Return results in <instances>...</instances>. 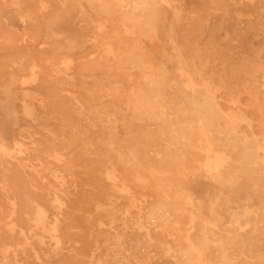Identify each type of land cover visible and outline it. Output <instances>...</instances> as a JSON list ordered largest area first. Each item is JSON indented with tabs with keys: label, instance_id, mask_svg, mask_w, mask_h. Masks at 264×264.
<instances>
[{
	"label": "rangeland",
	"instance_id": "374dc122",
	"mask_svg": "<svg viewBox=\"0 0 264 264\" xmlns=\"http://www.w3.org/2000/svg\"><path fill=\"white\" fill-rule=\"evenodd\" d=\"M214 1L0 0V264H264V0Z\"/></svg>",
	"mask_w": 264,
	"mask_h": 264
},
{
	"label": "bare ground",
	"instance_id": "6f19581e",
	"mask_svg": "<svg viewBox=\"0 0 264 264\" xmlns=\"http://www.w3.org/2000/svg\"><path fill=\"white\" fill-rule=\"evenodd\" d=\"M95 1H97V0H95ZM109 1H110V0H109ZM113 1H114V0H113ZM156 1H157V0H156ZM212 1H214V0H212ZM219 1H220V0H219ZM225 1H226V0H225ZM259 1H260V0H259ZM214 2H216V1H214ZM173 3H174V2H173ZM189 3H190V2H189ZM225 3H226V2H225ZM234 3H235V2H234ZM260 3H261V2H260ZM213 4H214L213 6H215V3H213ZM221 4H222V3H221ZM232 4H233V3H232ZM232 4H231V5H232ZM134 5H137V4H134ZM146 5H147V4H146ZM154 5H155V4H154ZM218 5H219V4H218ZM226 5H228V3H227ZM108 6H109V5H108ZM110 6H111V5H110ZM156 6H157V5H156ZM220 6L223 7V4L220 5ZM134 7H135V6H134ZM136 7H137V6H136ZM136 7H135V8H136ZM216 7H217V6H215L214 9H216ZM222 7H221V8H222ZM154 8H155V7H154ZM154 8H153V9H154ZM202 8H203V7H202ZM223 8H225V7H223ZM228 8H229V7H228ZM228 8H227V9H228ZM252 8H253V6H252ZM130 9H131V8H130ZM208 9H210V8H208ZM217 9H219V8L217 7ZM225 9H226V8H225ZM240 9H241V8H240ZM240 9H239V10H240ZM121 10H122V9H121ZM125 10H126V9H125ZM173 10H174V9H173ZM206 10H207V9L205 8L204 11H206ZM222 10H223V9H222ZM251 10H252V9H251ZM108 11H109V10H108ZM150 11H152V9H150ZM253 11H254V9H253ZM112 12H113V11H112ZM117 12H118V11H117ZM170 12H171V11H170ZM214 12H215V11H214ZM214 12H213V10H212V12H209V13L207 12L205 16H207L208 14L210 15V13H214ZM245 12H246V11H245ZM254 12H255V11H254ZM254 12H253V13H254ZM259 12H260V10H259ZM129 13H130V12H129ZM142 13H143V12H142ZM148 13H149V12H148ZM148 13H147V14H148ZM171 13H172V12H171ZM223 13H225V12H223ZM227 13H228V12H227ZM227 13H226V14H227ZM119 14H121V13H119ZM130 14H131V13H130ZM169 14H170V13H169ZM177 14H178V13H177ZM204 14H205V12H204ZM229 14H230V13H229ZM229 14H228V15H229ZM239 14H240V13H239ZM239 14H238V15H239ZM250 14H251V13H250ZM178 15H179V14H178ZM209 15H208V16H209ZM220 15H222V14H220ZM241 15H242V14H241ZM257 15H259V14H257ZM257 15H256V16H257ZM144 16H145V15H144ZM149 16H150V15H149ZM174 16H175V15H174ZM174 16H173V17H174ZM186 16H187V15H186ZM214 16H215V15H214ZM214 16H213V18H214ZM244 16H245V15H244ZM93 17H94V16H93ZM105 17H106V16H105ZM178 17H179V16H178ZM218 17H219V16H218ZM223 17H225V15H224ZM231 17H232V16H231ZM262 17H263V16H262ZM106 18H107V17H106ZM116 18H117V17H116ZM120 18H122V16H120ZM124 18H125V17H124ZM134 18H135V17H134ZM149 18H150V17H149ZM219 18H220V20H221V17H219ZM229 18H230V16H229ZM173 19H176V18H173ZM201 19H202V18H201ZM222 19H223V18H222ZM226 19H227V18H226ZM226 19H225V21H226ZM261 19H262V18H261ZM121 20H122V19H121ZM215 20H216V18H215ZM223 20H224V19H223ZM223 20H222V21H223ZM227 20H228V19H227ZM231 20H232V19H231ZM258 20H259V19H258ZM262 20H263V19H262ZM64 21H65V20H64ZM108 21H109V20H108ZM178 21H179V20H178ZM123 22H124V21H123ZM200 22H201V21H200ZM218 22H219V21H218ZM241 22H242V21H241ZM259 22H260V21H259ZM196 23H197V22H196ZM220 23H221V22H220ZM224 23H225V22H224ZM224 23H223V24H224ZM227 23H229V22L227 21ZM227 23H225V24H227ZM260 23H261V22H260ZM197 24H199V22H198ZM221 24H222V23H221ZM229 24H230V23H229ZM242 24H243V23H242ZM261 24H262V23H261ZM245 25H246V24H245ZM112 26H113V25H112ZM146 26H147V25H146ZM171 26H172V24H171ZM190 26H191V25H190ZM195 26H196V25H195ZM199 26H200V25H199ZM110 27H111V26H110ZM152 27H153V26H152ZM188 27H189V26H188ZM263 27H264V25H263ZM141 28H142V27H141ZM193 28H194V27H193ZM203 28L206 30L205 27H203ZM131 29H132V28H131ZM142 29H143V28H142ZM210 29H211V28H210ZM193 30H194V29H193ZM205 30H204V31H205ZM208 30H209V28H208ZM233 30H234V29H233ZM253 30H254V29H253ZM113 31H115V30L113 29ZM121 31H122V30H121ZM123 31H124V30H123ZM148 31H149V30H148ZM204 31H203V32H204ZM206 31H207V30H206ZM206 31H205V32H206ZM234 31H235V30H234ZM191 32H192V31H191ZM227 32H229V31H227ZM117 33H118V32H117ZM151 33H152V31H151ZM151 33H149V34H151ZM210 33H211V32H210ZM246 33H247V32H246ZM250 33H251V31H250ZM119 34H120V33H119ZM210 35H211V34H210ZM229 35H230V34H229ZM248 35H249V34H248ZM186 36H187V35H186ZM186 36L184 35V37H186ZM232 36H233V35H232ZM205 37H207V35H206ZM235 37H236V36H235ZM235 37H234V38H235ZM238 37H239V36H238ZM238 37H237V38H238ZM210 38H211V37H210ZM243 38H244V37H243ZM134 39H135V38H134ZM205 40H206V39H205ZM230 40H231V39H230ZM125 41H126V40H125ZM132 41H133V40H132ZM209 41H210V40H209ZM232 41H233V40H232ZM174 42H175V41H174ZM191 42H192V41H191ZM227 42H228V40H227ZM237 42H238V41H237ZM242 42H243V41H242ZM136 43H137V42H136ZM141 43H142V42H141ZM189 43H190V42H189ZM208 43H209V42H208ZM240 43H241V41H240ZM134 44H135V42H134ZM175 44H176V43H175ZM229 44H230V43H229ZM137 45H138V44H137ZM210 45H211V44H210ZM192 46H193V45H192ZM202 46H203V44H202ZM225 47H226V46H225ZM178 48H179V47H178ZM223 48H224V47H223ZM127 49H128V48H127ZM151 49H152V48H151ZM224 49H225V48H224ZM224 49H223V50H224ZM229 49H230V48H229ZM149 50H150V49H149ZM179 50H180V49H179ZM205 50H206V48H205ZM208 50H209V49H208ZM143 51H144V50H143ZM143 51H141V53H142ZM191 51H192V50H191ZM221 51H222V50H221ZM137 52H138V51H137ZM222 52H223V51H222ZM147 53H148V52H147ZM149 53H150V52H149ZM185 53H186V52H185ZM227 53H229V52H227ZM138 54H139V52H138ZM142 54H143V53H142ZM140 55H141V54H140ZM233 55H234V54H233ZM142 56H143V55H142ZM145 56H146V53H145ZM153 56H155V55H153ZM160 56H162V54H161V55L159 54V57H160ZM237 56H238V55H237ZM242 56H244V55H242ZM140 57H141V56H140ZM147 57H148V56H147ZM147 57H146V58H147ZM155 57H156V56H155ZM244 57H245V56H244ZM146 58H145V59H146ZM148 58H149V57H148ZM228 58H229V57H228ZM136 59L138 60V58H136ZM143 59H144V58H143ZM154 59H156V58H154ZM154 59H153V60H154ZM146 60H147V59H146ZM142 61H143V60H142ZM154 61H155V60H154ZM189 61H190V60H189ZM205 61H206V60H205ZM150 62H151V61H150ZM150 62H149V63H150ZM168 62H169V60H168ZM140 63H141V62H140ZM142 63H143V62H142ZM147 63H148V61L146 62L145 65H147ZM163 63H164V62H163ZM166 63H167V61H166ZM185 63H186V62H185ZM206 63H207V62H206ZM138 64H139V63H138ZM204 64H205V63H204ZM93 65H94V64H93ZM229 65H230V64H229ZM129 66H130V65H129ZM141 66H142V65H141ZM153 66H155V65H153ZM159 66H160V64H159ZM239 66H241V65L239 64ZM255 66H256V65H255ZM133 67H134V66H132V64H131V68H133ZM148 67H149V66H148ZM151 67H152V65H151ZM134 68H135V67H134ZM154 68H155V67H154ZM229 68H230V66H229ZM135 69H136V68H135ZM141 69H143V68L141 67ZM147 69H148V68H147ZM155 69H156V68H155ZM155 69H154V70H155ZM137 70H138V69H137ZM261 70H262V69H261ZM261 70H260V72H261ZM93 71H94V70H93ZM110 71H111V70H110ZM151 71H152V70H151ZM155 71H156V70H155ZM230 71H231V70H230ZM112 72H113V71H112ZM160 72H161V71H160ZM251 72H252V71H251ZM117 73H118V71H117ZM119 73H120V72H119ZM149 73H150V72H149ZM156 73H157V72H156ZM152 74H154V73H152ZM160 74H161V73H159V75H160ZM261 74H262V73H261ZM263 74H264V72H263ZM154 75H155V74H154ZM162 75H163V74H162ZM163 76H164V75H163ZM195 76H196V75H195ZM250 76H251V75H250ZM156 77H157V76H156ZM164 78H165V77H164ZM164 78H161V79H164ZM219 79H220V78H219ZM159 80H160V78H159ZM193 80H194V79H193ZM256 81H257V80H256ZM116 82H117V81H116ZM166 82H167V81H166ZM174 82H175V81H174ZM174 82H173V84H174ZM206 82H207V80H206ZM217 82H218V81H217ZM201 83H202V82H201ZM225 83H226V82H225ZM259 83H260V82H259ZM116 84H117V83H116ZM184 84H185V83H184ZM179 85H181V84L179 83ZM182 85H183V84H182ZM176 86H177V85H176ZM262 86H263V84H262ZM182 87H183V86H182ZM257 87H258V86H257ZM260 87H261V86H260ZM183 88H184V87H183ZM231 88H232V87H231ZM233 89H234V88H233ZM261 89H262V88H261ZM244 90H247V89H244ZM173 91H174V90H173ZM181 91H183V90H181ZM253 91H254V90H253ZM258 91H259V90H258ZM261 92H262V91H261ZM115 93H116V92H115ZM191 93H192V92H191ZM262 94H263V93H262ZM184 95H185V94H184ZM191 95H192V94H191ZM182 96H183V95H182ZM207 96H208V95H207ZM210 96H212V95H210ZM106 97H107V96H106ZM108 97H109V96H108ZM255 97H256V96H255ZM260 97H261V96H260ZM183 98H184V97H183ZM186 98H187V97H186ZM189 98H191V97H189ZM125 99H126V98H125ZM186 100H187V99H186ZM216 100H217V99H216ZM111 101H112V100H111ZM117 101H118V100H117ZM148 101H149V100H148ZM148 101H146V102H148ZM192 101H194V100H192ZM126 102H127V101H126ZM180 102H181V101H180ZM180 102H179V103H180ZM189 102H190V101H189ZM260 102H261V101H260ZM121 103H122V102H121ZM123 103H124V102H123ZM185 103L187 104L188 102L185 101ZM194 103H196V102H194ZM201 103H202V102H201ZM196 104H197V103H196ZM261 104H262V102H261ZM128 105H130V104H128ZM132 105H134V104L132 103ZM156 105H157V104H156ZM180 105H181V104H180ZM187 105H189V104H187ZM199 105H200V104H199ZM199 105L197 104V106H199ZM203 105H204V104H203ZM203 105L201 106L202 108H203ZM194 106H196V105H194ZM130 107H131V105H130ZM130 107H129V108H130ZM188 108H189V107H188ZM191 108H192V107H191ZM191 108H190V109H191ZM145 109H146V107H145ZM161 109H163V108H161ZM179 109H180V108H179ZM199 109H200V108H199ZM215 109H216V108H215ZM148 110H149V109H148ZM188 110H189V109H188ZM194 110H195V109H194ZM205 110H206V109H205ZM205 110H203V112H204ZM143 111H144V110H143ZM215 111H216V110H215ZM219 111H220V110H219ZM101 112H102V111H101ZM136 112H137V111H136ZM221 112H223V111H220V114L222 115ZM199 113H200V112H199ZM213 113H214V112H213ZM216 113H217V112H216ZM218 113H219V112H218ZM139 114H140V113H139ZM142 114H143V113H142ZM204 114H205V113H204ZM181 115H182V114H181ZM191 116H192V115H191ZM227 116H228V115H227ZM218 117H219V116H218ZM225 117H226V116H225ZM186 118H187V117H186ZM220 118H221V117H220ZM226 118H227V117H226ZM226 118H224V119H226ZM189 119H190V118H189ZM230 119H231V118H230ZM104 120H105V119H104ZM144 120H145V119H144ZM226 120H227V119H226ZM228 120H229V119H228ZM186 121H187V120H186ZM104 122H105V121H104ZM107 122H108V121H107ZM191 122H192V121H191ZM214 122H215V121H214ZM229 122H230V121H229ZM229 122H228V124H230ZM193 123H194V122H193ZM232 123H233V122H232ZM165 124H166V123H165ZM188 124H189V123H188ZM194 124H197V123H194ZM198 124H200V123H198ZM124 126H125V125H124ZM198 126H199V125H198ZM200 126H201V125H200ZM131 127H132V126H131ZM175 127H177V126H175ZM196 127H197V125H196ZM217 127H218V126H217ZM177 128H178V127H177ZM185 128H186V127H185ZM188 128H189V127H188ZM147 129H148V128H147ZM175 129H176V128H175ZM186 129H187V128H186ZM199 129H200V128H199ZM201 129H202V127H201ZM227 129H228V130H226V131H227V132H231V135H232V136H231V135H230V136L233 137L232 132H234V130L232 129V131H231L229 128H227ZM144 130H145V129H144ZM149 130H150V129H149ZM173 130H174V129H173ZM176 130H178V129H176ZM138 131H139V130H138ZM154 131H155V129H154ZM154 131H153L152 133H155ZM189 131H190V130H189ZM206 131H207V128H206ZM219 131H220V130H219ZM134 132L136 133V131H134ZM141 132H142V131H141ZM143 132H144V131H143ZM147 132H148V131H147ZM147 132H146V133H147ZM170 132H172V131H170ZM191 132H192V131H190L189 133L191 134ZM193 132H195V130H194ZM200 132H201V131H199V133H200ZM207 132H208V131H207ZM212 132L214 133V129L212 130ZM135 133H134V134H135ZM148 133H150V131H149ZM156 133H157V132H156ZM156 133H155V134H156ZM172 133H174V132H172ZM187 133H188V132H187ZM189 133H188V134H189ZM199 133H198V134H199ZM215 133H217V132H215ZM215 133H214V135H218V134H219V133H218V134H215ZM225 133H226V132H225ZM126 134H127V133H126ZM126 134H123V135L126 136ZM155 134H154V135H155ZM190 134H189V135H190ZM201 134H202V133H201ZM234 134H235V133H234ZM140 135H141V133H140ZM164 135H165V134H164ZM166 135H167V134H166ZM183 135H184V134H183ZM183 135H182V133H181V136H183ZM191 135H192V136H195V137H193L194 139L197 138L195 134H191ZM115 136H117V135H115ZM127 136H128V135H127ZM135 136H136V135H135ZM142 136H143V135H142ZM161 136H162V134H161ZM220 136H221V135H220ZM220 136L218 135V137H220ZM223 136H224V135H223ZM234 136H236V135H234ZM238 136H240V133L238 134ZM111 137H112V136H110V138H111ZM138 137L141 138V136H139V134H138ZM162 137H163V136H162ZM184 137H185V139H186V136H185V135H184ZM201 137H202V135H201ZM221 137H222V136H221ZM226 137H227V136H226ZM231 137H230V138H231ZM236 137H237V136H236ZM236 137H235V138H236ZM116 138H117V137H116ZM120 138H121V137H120ZM140 138H138V139H140ZM175 138H176V137H175ZM190 138H191V136H190ZM222 138H223V137H222ZM233 138H234V137H233ZM147 139H148V138H147ZM176 139H177V138H176ZM181 139H182V138H181ZM223 139H224V138H223ZM228 139H229V138H228ZM128 140H129V139H128ZM136 140H137V138H136L135 140H132V141H136ZM142 140H143V139H142ZM198 140H199V139H198ZM218 140H219V139H218ZM236 140H237V138H236ZM121 141H122V140H121ZM140 141H141V139H140ZM175 141H176V140H175ZM189 141H190V140H189ZM204 141H205V140H204ZM219 141H220V140H219ZM226 141H227V139H226ZM228 141H229V140H228ZM238 141H239V139H238ZM244 141H246V138L244 139ZM108 142H109V141H108ZM116 142L119 143V140L116 141ZM123 142H124V141H123ZM123 142H122V143H123ZM127 142H128V141H127ZM130 142H131V141H130ZM196 142H197V140H196ZM198 142H199V141H198ZM232 142H233V141H232ZM114 143H115V142H114ZM117 143H116V144H117ZM133 143H134V142H133ZM133 143H132V144H133ZM137 143H138V140H137ZM186 143H187V141H186ZM199 143H200V142H199ZM222 143H223V141H222ZM244 143H246V142H244ZM104 144H105V143H104ZM106 144H108V143H106ZM119 144H120V143H119ZM179 144H180V143H179ZM188 144H189V143H188ZM203 144H204V142H203ZM207 144H208V143H205L206 146H207ZM224 144H225V143H223L222 145L224 146ZM239 144H240V141H239ZM255 144H256V143H255ZM135 145H136L137 147H139V146H138L139 144L137 145V144L135 143ZM135 145H134V146H135ZM180 145H181V144H180ZM112 146H114V145H112ZM130 146H132V145L130 144L128 147H127V146H126V147L129 148ZM208 146H209V145H208ZM219 146H220V145H219ZM240 146H241V144H240ZM115 147H116V146H115ZM118 147H120V146H118ZM122 147L124 148V144H123ZM241 147H242V146H241ZM256 147H257V144H256ZM131 148H132L133 151H134V148H133V147H131ZM131 148H130V149H131ZM172 148H173V147H172ZM198 148H199V147H198ZM203 148H204V147H203ZM221 148H222V146H221ZM258 148H259V147H258ZM96 149H97V148H96ZM102 149H103V147H102ZM107 149H108V148H107ZM109 149H110V148H109ZM116 149H117V148H116ZM121 149H122V148H121ZM125 149H126V148H124V149H122V150H125ZM188 149H189V148H188ZM200 149H201V148H200ZM209 149H210V147H209ZM223 149H224V148H223ZM122 150L119 149V151H122ZM135 150L137 151L138 149H135ZM197 150H198V149H197ZM247 150H248V149H247ZM97 151H98V149H97ZM111 151H112V147H111ZM125 151H126V150H125ZM127 151H128V150H127ZM133 151H130V152L132 153ZM204 151H205V149L203 150V152H204ZM210 151H211V149H210ZM259 151H261V150L259 149ZM102 152H104V151H102ZM130 152H129V154H130ZM162 152H163V151H162ZM165 152H166V151H164L163 153H165ZM169 152H170V151H169ZM201 152H202V151H201ZM203 152H202V153H203ZM206 152H207V151H206ZM261 152H262V151H261ZM108 153H109V152H107V154H108ZM120 153H121V152H120ZM120 153H119V154H120ZM133 153H134V152H133ZM170 153H174V152H170ZM179 153H180V152H179ZM193 153H194V152H193ZM204 153H205V152H204ZM217 153H218V152H217ZM220 153H222V152H220ZM238 153H239V152H238ZM243 153H244V152H243ZM113 154H114V152H113ZM115 154H118V153L115 152ZM115 154H114V155H115ZM129 154H128V153H125V155H129ZM135 154H136V153H135ZM137 154H138V153H137ZM167 154L169 155V153H167ZM167 154H166V155H167ZM180 154H181V153H180ZM196 154H197V153H196ZM218 154H219V153H218ZM108 155H109V154H108ZM125 155L122 154V156H125ZM131 155H132V154H131ZM131 155H129V156H131ZM156 155H157V154H156ZM159 155H162V154H159ZM171 155H172V154H171ZM115 156H116V155H115ZM132 156H134V155H132ZM132 156H131V157H132ZM164 156H165V155H164ZM181 156H182V155H181ZM187 156H189L188 153H187ZM208 156H210V155H208ZM212 156H213V155H212ZM223 156H224V153H223ZM223 156H222V158H223ZM120 157H121V155H120ZM167 157H168V156H167ZM179 157H180V156H179ZM213 157H214V156H213ZM117 158H118V155H117ZM124 158H127V157H124ZM133 158H135V156L132 157V161L134 160ZM139 158H141V157H139ZM163 158H164V157H163ZM165 158H166V157H165ZM174 158H175V157H174ZM189 158H190V157H188V159H189ZM192 158H193V156H192ZM214 158H216V157H214ZM219 158H220V156H219ZM219 158H218V159H219ZM222 158H221V159H222ZM227 158H228V157H227ZM101 159H103V158H101ZM118 159H119V158H118ZM121 160H122V159H121ZM125 160H126V159H125ZM125 160H123V161H124L125 163H127ZM148 160H149V159H148ZM163 160H164V159H163ZM167 160H168V159H167ZM178 160H179V159H178ZM185 160H187V159H185ZM189 160H190V159H189ZM130 161H131V160H130ZM154 161H155V159H154ZM154 161H153V162H154ZM164 161H166V160H164ZM168 161H169V160H168ZM187 161H188V160H187ZM207 161H208V160H207ZM209 161H210V160H209ZM209 161H208V162H209ZM211 161H212V160H211ZM213 161H214V159H213ZM222 161H223V159H222ZM225 161H226V159H225ZM140 162H141V159H140ZM145 162H146V161H145ZM147 162H148V161H147ZM172 162H173V161H172ZM179 162H180V161H179ZM182 162H183V161H181V163H182ZM191 162H192V161H191ZM191 162H190V163H191ZM229 162H230V160H229ZM229 162H228V163H229ZM129 163H130V162L128 161V164H129ZM131 163H132V162H131ZM143 163H144V161H143ZM151 163H152V162H151ZM160 163H161V162L156 163V164L159 165ZM162 163H163V162H162ZM203 163H204V162H203ZM210 163H212V162H210ZM213 163H217V162L214 161ZM118 164H120L119 161H118ZM136 164H137V163H136ZM141 164H142V163H141ZM146 164H148V163H146ZM191 164H192V163H191ZM204 164H205V166H206V163H204ZM204 164H202L201 166L203 167ZM230 164H231V162H230ZM132 165L135 166V164H133V163H132ZM132 165H131V168H133ZM148 165H149V164H148ZM167 165H168V164H167ZM170 165L172 166V163H170ZM178 165H179V164H178ZM181 165H182V164H181ZM208 165H209V164H208ZM208 165H207V166H208ZM228 165H229V164H228ZM116 166H117V165H116ZM126 166H127V165H126ZM136 166H137V165H136ZM138 166H139V165H138ZM138 166H137V167H138ZM151 166H152V165H151ZM187 166H188V165H187ZM201 166H200V167H201ZM263 166H264V165H263ZM120 167H121V166H120ZM143 167H145V163H144ZM152 167H153V166H152ZM179 167H180V166H179ZM202 167H201V168H202ZM230 167H231V166H230ZM145 168H146V167H145ZM160 168H161V167H160ZM205 168H206V167H204V170H205ZM207 168H208V167H207ZM210 168H211V167H210ZM121 169H122V167H121ZM127 169H128V168H127ZM134 169H136V168H134ZM134 169H133V170H134ZM139 169H141V167H140ZM143 169H144V168H143ZM155 169H156V168H155ZM157 169H158V167H157ZM181 169H182V167H181ZM208 169H209V168H208ZM214 169L217 170V167L215 168V166H214ZM123 170H124V169H123ZM137 170H138V169H137ZM210 170H211V169H210ZM212 170H213V168H212ZM134 171H135V170H134ZM156 171H157V170H156ZM158 171H159V169H158ZM137 172H138V171H137ZM247 172H248V171H247ZM260 172H261V171H260ZM128 173H129V172H128ZM138 173H139V172H138ZM252 173H253V172H252ZM253 175H254V174H253ZM108 177H109V176H108ZM125 177H126V176H125ZM262 177H263V176H262ZM109 178H111V176H110ZM164 179H165V178H164ZM111 180H112V179H111ZM130 180H131V179H130ZM106 181H107V180H106ZM113 181H114V180H113ZM152 181H153V180H152ZM150 182H151V181H150ZM112 183H113V182H112ZM157 184H158V182H157ZM170 184H171V183H170ZM174 184H175V183H174ZM104 185H107V184H104ZM152 185H153V183H152ZM172 185H173V184H172ZM154 186H155V185H154ZM161 186H162V185H161ZM155 187H156V186H155ZM160 192H161V191H160ZM169 197H170V196H169ZM166 203H167V202H166ZM183 216H184V215H183ZM196 216H197V215H196ZM159 217H160V215H159ZM159 220H160V219H159ZM16 224H17V223H16ZM169 226H170V225H169ZM38 235H39V234H38ZM39 236H40V235H39ZM48 236H49V235H48ZM178 238H179V237H178ZM192 239H193V238H192ZM178 240H179V239H178ZM85 243H87V242H85ZM88 245H89V244H88ZM241 255H242V254H241ZM242 257H243V255H242ZM243 258H244V257H243ZM244 259H245V258H244ZM224 260H225V259H224ZM226 260H227V259H226ZM228 260H229V259H228ZM245 260H246V259H245Z\"/></svg>",
	"mask_w": 264,
	"mask_h": 264
}]
</instances>
